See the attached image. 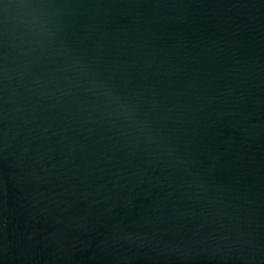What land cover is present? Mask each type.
Returning a JSON list of instances; mask_svg holds the SVG:
<instances>
[{
    "label": "water",
    "instance_id": "obj_1",
    "mask_svg": "<svg viewBox=\"0 0 264 264\" xmlns=\"http://www.w3.org/2000/svg\"><path fill=\"white\" fill-rule=\"evenodd\" d=\"M0 264H264V0H0Z\"/></svg>",
    "mask_w": 264,
    "mask_h": 264
}]
</instances>
